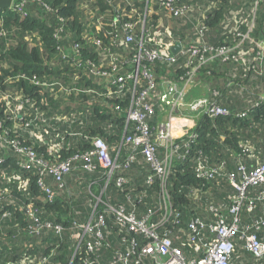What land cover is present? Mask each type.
I'll return each instance as SVG.
<instances>
[{"label": "trees", "instance_id": "1", "mask_svg": "<svg viewBox=\"0 0 264 264\" xmlns=\"http://www.w3.org/2000/svg\"><path fill=\"white\" fill-rule=\"evenodd\" d=\"M21 1L13 0L14 4ZM42 4H48L50 9ZM145 4L154 5L153 12L147 16L148 27L154 33L152 40L147 41L148 47L158 48L163 57L174 54L172 47L176 42H194L201 27H204L209 47L236 46L242 40L238 34L248 33L256 11V0H180L176 7H185L188 12L193 9L182 16L170 14L161 0H28L25 15L9 8L0 10V131L6 132L7 140H15L20 147L31 148L39 158L52 162L80 157L92 148L94 137L117 147L124 135L133 90L110 95L82 68L92 59L102 63L95 40H103L107 46L115 34L121 35L120 23L110 26L116 9L126 14L133 8L141 12ZM98 21L103 24L100 29L96 26ZM263 22L264 0L258 4L255 26L249 33L255 41H261ZM109 26L112 34H107ZM253 45L250 40H244L228 58L220 57L205 67L210 99L228 109L229 115L200 118L195 126L197 136L193 139L181 137L189 143L188 153L183 150L180 158L173 160L167 185L172 209L180 213V217L173 216L157 232L160 236H170L188 258L201 254V245L189 239V222L195 217L211 221L216 217L211 209L214 207L228 223L237 219L238 231L233 238L235 264H264L246 250L243 238V235L255 233L264 240V182L247 186L242 197L229 175L234 173L236 183L241 184L240 168L251 172L264 161V62L261 64L259 60L252 65L248 57L240 58L238 54ZM145 65L155 83L162 79L180 80L188 70L181 55L176 62L163 58L145 61ZM255 67L259 68L255 70ZM51 83H60L63 89ZM139 84V92L149 86L143 77ZM146 101L156 104V114L150 119L153 127L162 109L151 93ZM157 154L163 157L165 149L159 148ZM0 159V192L10 189V179V183L18 182L33 174L20 168V156L7 142H0ZM201 163L218 168L220 174L211 179L199 177L196 168ZM75 165L89 178H100L104 173L85 170L80 159ZM151 172V165L139 155L138 162L125 174L127 181L118 187L114 180L109 187L111 203L123 204L139 217H144L151 208H158L161 186L159 181L148 186L146 179ZM35 178H31L33 195L39 193ZM197 192L199 197H196ZM16 193L21 195L18 190ZM74 198L63 197L53 204L42 205L45 207L43 218L66 227L61 236L52 232L46 235L44 247L28 250L19 246L18 243L27 238L26 234L7 222L5 232H0V264L18 260L27 252L49 255L53 249L54 264H83L85 259L92 258L94 255L86 250L84 243L76 253L78 241L70 238L73 221H87L89 212L81 200L78 209L81 214L76 215ZM239 201V211L233 213L232 208ZM21 216L16 213L15 219ZM107 222L109 228L104 229L107 244L100 251L104 261L110 260L115 251L128 250L133 238L139 247L148 242L143 235L121 229L112 215ZM123 237L128 243H124ZM7 241L16 246L9 248ZM57 245L58 248H54ZM144 264H156V261L153 256L146 255Z\"/></svg>", "mask_w": 264, "mask_h": 264}, {"label": "built area", "instance_id": "2", "mask_svg": "<svg viewBox=\"0 0 264 264\" xmlns=\"http://www.w3.org/2000/svg\"><path fill=\"white\" fill-rule=\"evenodd\" d=\"M178 1L180 0H161V3L173 16L186 15L189 9L176 7L175 4ZM262 1L256 0V11L258 4ZM27 2L28 0H23L14 4L12 1L9 9L25 15ZM42 5L50 9L48 4ZM145 5V9L141 12L133 8L129 14L117 8V14L110 26H117L120 23L118 28L121 30V35L115 34L107 46L102 43L103 40H95L102 56V63L92 59L82 68L84 72L95 77L98 85L110 95L128 89L133 90L131 107L127 111L125 119L124 135L117 147L110 146L107 141L100 137H94L92 148L80 157L75 156L52 162L39 158L37 152L31 148L20 147L15 140L8 141L5 136L6 132L0 131V142H7L19 154L20 168L33 173L31 176L19 179L18 182L10 183L12 180L10 179L8 181L10 189L0 192V232H5L4 227L7 222L14 224L19 232H24L27 236L22 243H18L19 246H24L28 250L44 247L46 243L43 239L51 232L61 236L66 227L62 223L43 218L45 207L42 205L53 204L63 197V193L69 189L67 177L76 168V160L80 159L85 170L103 171L106 177L100 196H92L93 211L88 220H75L70 227V238L75 242L78 241L76 253L84 243L86 250L94 255L92 258L85 259L83 264H144V256L146 255L153 256L156 264H232L235 248L233 238L238 231L237 219L228 223L214 207L211 209L216 213V217L211 221L195 217L188 224L190 241L201 245L199 257L188 258L180 248L174 245L170 236L166 234L160 236L157 230L173 216L175 218L180 217V213L172 209L167 182L173 160L180 158V152L183 150L188 153L186 148H188L189 143L182 141L181 137L187 136L189 139H193L197 136L196 124L174 133L173 115L177 112L188 117L192 113L197 115L195 118L198 121L204 115L210 117L229 115L228 109L220 106L217 101L210 99L207 95L192 100H188L187 95L196 84L198 74L209 62L220 59V57L228 58L235 48L242 46L244 40H250L254 45L246 51H239V57H248L252 65L262 59L264 42L255 41L249 34L255 26L256 13H254V19L248 33L238 34L242 40L236 46H223L216 49L209 47L205 42L204 27H201L194 42L182 44L179 53L163 57L158 48L148 47L147 41L152 40L154 33L148 27L147 16L153 12L154 5ZM126 16L128 20H122ZM96 26L100 29L103 24L98 21ZM110 26L107 34L113 33ZM112 43L116 44L117 48H114ZM179 55L185 58L188 68L186 74L180 77V80L162 79L155 83L145 61L155 62L167 58L170 62H176ZM258 68L255 67V70ZM142 77L148 80L149 86L139 92L138 86H140ZM56 85H60L63 89L60 83H51V86ZM150 93L160 104L162 110L170 109L168 118L157 121L153 127L150 124V119L156 114V104L146 101ZM241 115L245 117L246 113ZM159 148L165 149L163 157H159L157 154ZM123 151H125L124 155ZM185 153L182 154V157H185ZM139 155H142L145 163L152 167V172L146 179L148 186H152L156 181H159L161 186L158 208L149 209L144 217H139L134 210H128L123 204H112L106 195L114 180L118 187L127 181L125 174L134 163L138 162ZM1 161L2 159H0ZM196 169L201 178L211 179L220 174L218 168L204 163L199 164ZM240 173L243 176L241 184L236 183L234 173L229 175L243 197L247 186L264 182V161L251 172H247L244 167H241ZM33 176L36 177L35 183L39 189V193L36 195H33L31 185ZM16 190L20 191L21 195L16 193ZM196 197H199V192L196 193ZM240 204L239 201L232 208L233 213L239 211ZM158 212L159 218H156ZM16 213H21V218L15 219ZM109 215L115 218L121 229L143 235L148 239V242L139 247L135 238L128 243V240L123 237V241L128 243L127 248L129 249L115 251L110 260L104 261L100 251L107 244L104 229L109 228L107 222ZM79 233H81V237H79ZM109 233L107 231V235ZM13 237L16 239L18 236L15 234ZM243 238L245 239L246 250L264 262V240H261L255 233L243 235ZM7 246L12 248L16 244L7 241ZM54 248H58V245ZM54 252V249L49 255L27 252L18 260H8L5 264H54L52 262Z\"/></svg>", "mask_w": 264, "mask_h": 264}, {"label": "crops", "instance_id": "3", "mask_svg": "<svg viewBox=\"0 0 264 264\" xmlns=\"http://www.w3.org/2000/svg\"><path fill=\"white\" fill-rule=\"evenodd\" d=\"M192 11L193 9H190L188 13ZM263 62H264V55H262V59H261V63ZM204 69L200 71V73L198 74L197 79H196V84L193 86L190 93L187 95L188 100H192L194 98H197L203 95H207L211 97V89L208 85V82L205 79ZM213 94H216L217 96V92ZM189 116L196 117L197 115L190 113L188 117ZM105 178L106 177L104 173L102 177L100 178L96 176L91 177V178L83 176L82 171H80L78 168H76V170L67 177V185L69 189L63 193V197H68V198L75 197L73 200L75 202V207L73 208V210L76 213V215L81 214L80 210L78 209H80L79 204L81 205V200H82L84 202V205L88 207L89 212L87 215L88 217L90 216L91 212L93 211L92 196L94 195L100 196L101 188L104 186V183H105ZM109 193L110 191L107 192L106 195L108 196ZM77 203L78 205H76Z\"/></svg>", "mask_w": 264, "mask_h": 264}, {"label": "rangeland", "instance_id": "4", "mask_svg": "<svg viewBox=\"0 0 264 264\" xmlns=\"http://www.w3.org/2000/svg\"><path fill=\"white\" fill-rule=\"evenodd\" d=\"M169 113H170L169 108H165L164 110H162V112L159 114L158 121L167 119ZM172 120H173V131H174V133H178V132L184 130L185 128L187 129V128L193 127L194 124H196V125L198 124L197 118L190 117V116L186 117V116H183L177 112L173 115ZM235 261L236 260L234 258L233 264L236 263Z\"/></svg>", "mask_w": 264, "mask_h": 264}, {"label": "water", "instance_id": "5", "mask_svg": "<svg viewBox=\"0 0 264 264\" xmlns=\"http://www.w3.org/2000/svg\"><path fill=\"white\" fill-rule=\"evenodd\" d=\"M13 0H0V10H5L9 8L12 4ZM260 40L264 42V22L262 23L260 27ZM182 48V44L180 42H176V44L172 47V51L174 54H177L180 52Z\"/></svg>", "mask_w": 264, "mask_h": 264}]
</instances>
